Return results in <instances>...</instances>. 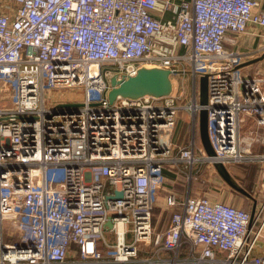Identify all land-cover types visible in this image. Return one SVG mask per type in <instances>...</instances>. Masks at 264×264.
Wrapping results in <instances>:
<instances>
[{
    "label": "built area",
    "instance_id": "2783aa9c",
    "mask_svg": "<svg viewBox=\"0 0 264 264\" xmlns=\"http://www.w3.org/2000/svg\"><path fill=\"white\" fill-rule=\"evenodd\" d=\"M157 4L0 0V101L11 103L0 108V264H264L254 255L264 201L251 216L191 197L189 186L183 198L166 190L170 221L157 232L153 223L165 170L188 173L189 183L198 165L259 164L264 190V72L260 63L245 72L249 53L237 49L250 26L264 27V5L180 1L175 24L164 26ZM144 66L176 74L174 89L188 74L190 100L173 91L109 105L112 76L120 82ZM201 76L205 107L193 86ZM65 90L80 99L54 102ZM201 108L213 157L196 134ZM179 112L191 141L177 147Z\"/></svg>",
    "mask_w": 264,
    "mask_h": 264
},
{
    "label": "crops",
    "instance_id": "0c3cea01",
    "mask_svg": "<svg viewBox=\"0 0 264 264\" xmlns=\"http://www.w3.org/2000/svg\"><path fill=\"white\" fill-rule=\"evenodd\" d=\"M180 1L191 2L192 0H157L158 7L156 11L153 13L154 19L156 21H159L164 26L167 24L174 25L176 20H175L173 7L177 5ZM260 1L264 5V0H260ZM160 38L163 41L170 43L173 38L172 32H170L169 30H163L160 35ZM262 47H264V27L263 26L258 27V26L252 25L247 29V33L242 35V37L239 38V46L237 49L238 51L242 53L243 52L249 53L248 58L245 59V63H249L252 60L260 59V57L264 54V51H262ZM179 52L183 53L184 49H180ZM257 63H260L262 67V65L264 64V59L260 60V62H257ZM249 66L250 65L243 64L242 67L246 68L244 70L245 72L251 71V68ZM177 120L178 121H177L176 127L172 134L173 136L172 142L177 147L185 146L191 141V136H190L191 120L189 119L188 115L184 112H179ZM226 169L228 171V168ZM229 175H231L233 180L240 186L239 184L240 180L236 179L235 176H233L232 174H229ZM164 177H165L164 189L159 193V195H165L166 190H170L172 192L178 191L179 194H181L180 190H178V187H181L179 185L181 182H183L184 179H182V177L180 178V176H176L173 172L169 170L164 171ZM218 177L219 179H218L217 184L219 185V187L210 186L207 188V190H205L207 191L205 195L210 200L212 201L217 200V201H221L226 204H229V205H233L235 207L245 210L247 213L249 212L250 214L254 207L253 200H255L256 207L258 206V204H261L264 201V195L260 193V191H255V193L257 192V193H260L261 195L257 196L258 195L257 193L256 194L253 193L252 196L250 195L253 198V200L250 199L251 201L245 204L241 198L237 197L236 194H239V193L236 192L231 187H229L219 175ZM184 178H185V182L183 183L185 184L187 182L186 174L184 175ZM185 194H186V191H185ZM254 255L255 256L264 255V235L261 238L259 245L254 252Z\"/></svg>",
    "mask_w": 264,
    "mask_h": 264
},
{
    "label": "water",
    "instance_id": "95a60500",
    "mask_svg": "<svg viewBox=\"0 0 264 264\" xmlns=\"http://www.w3.org/2000/svg\"><path fill=\"white\" fill-rule=\"evenodd\" d=\"M264 59V54L260 59L252 60L246 65H252L254 63L260 62ZM96 69V68H95ZM93 68V70H95ZM137 74L133 77H128L126 80L120 82L116 81L115 76L109 80V85L111 90L107 94V100L109 105H112L116 97H120L125 100H138L145 96H150L154 99L162 98L165 96H170L173 91V82L172 76L176 75L170 70L164 68H150V67H140L137 69ZM193 86L197 87V102L201 107L207 105V96H208V86H207V77L201 76L197 80L194 79ZM197 119V134L199 135L200 143L203 147L204 152L209 157H213L214 151L209 144L208 135L206 131L207 119H206V110L201 108L196 116ZM217 174L222 178V180L236 192L244 196L245 198L253 200L249 193H246L229 175L226 168L218 163L213 164ZM120 193H115V198H120ZM254 201V207L251 212V216L255 210L256 203ZM108 227H111V224H108Z\"/></svg>",
    "mask_w": 264,
    "mask_h": 264
},
{
    "label": "rangeland",
    "instance_id": "374dc122",
    "mask_svg": "<svg viewBox=\"0 0 264 264\" xmlns=\"http://www.w3.org/2000/svg\"><path fill=\"white\" fill-rule=\"evenodd\" d=\"M262 70L264 72V64L262 65ZM174 84H175V89L174 91L176 92V94L178 93H182V102H186L189 101L190 98L192 97V86H191V81H190V77L188 74H181L178 77L174 78ZM198 90V89H197ZM52 97L54 98V102H63V100L65 98L68 99H76V101H78L81 97V95H79L78 93H74V94H70L67 90L62 91V93H56L54 92ZM79 97V98H78ZM11 107V103L10 102H4V101H0V108L2 109H7ZM262 152V151H261ZM259 165V164H258ZM262 171L261 170V174H260V178L257 181V184L254 187V192L255 191H260V193H262L264 195V190L261 189V185H262ZM173 173H180V177L182 175H185L184 173H182L181 171H171ZM194 175L192 177L191 180H189V183H183L185 182V178L183 180V182L180 183L178 187V190H180V193L174 192L175 194H177L178 196H180V198L184 197L185 191H187V187L189 186V193L191 197H198V196H202L205 193H207V188L212 186H217L219 187V185L217 184L218 182V174L215 170V168H211L206 164H202V165H198L196 170L194 171ZM62 172L60 171V178L62 177ZM188 175V173L186 174ZM257 193V192H256ZM260 193H257L259 195H261ZM162 196V197H161ZM165 195H159L158 196V208L154 210L153 212V223H154V228L155 231H162L165 230L169 221H170V215L171 212L169 210H162V208L164 207V203H163V198ZM163 213V214H162ZM167 215V217H166ZM167 220V222H166ZM166 222V223H165ZM5 224V232H4V240H5V236L8 234L11 225L10 223H4ZM7 241V240H5ZM259 245V243H258ZM257 245V247H258ZM256 247V248H257Z\"/></svg>",
    "mask_w": 264,
    "mask_h": 264
},
{
    "label": "trees",
    "instance_id": "16d2710c",
    "mask_svg": "<svg viewBox=\"0 0 264 264\" xmlns=\"http://www.w3.org/2000/svg\"><path fill=\"white\" fill-rule=\"evenodd\" d=\"M196 134H197V128H196ZM227 168H228L229 174H232L233 176H235L236 179L240 180L239 184H240L241 188L246 193H249L251 196L253 195V193L256 194L254 192V187H255V185L257 184V181L260 178V174H261V170H262L260 165H258V164H250V163H246V164H230V166L227 167ZM177 176H180V175H177ZM181 177H182V179H184V175H182ZM236 195H237L238 198H241L244 201L245 204H247V203H249L251 201L248 198L246 199L241 194H236ZM166 217H167V215H166ZM166 222H167V220H166Z\"/></svg>",
    "mask_w": 264,
    "mask_h": 264
}]
</instances>
